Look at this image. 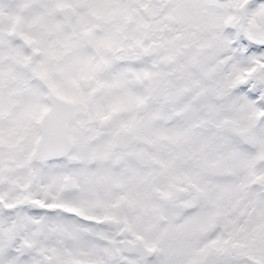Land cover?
<instances>
[{"label":"snow or ice","instance_id":"6c2138e0","mask_svg":"<svg viewBox=\"0 0 264 264\" xmlns=\"http://www.w3.org/2000/svg\"><path fill=\"white\" fill-rule=\"evenodd\" d=\"M0 264H264V0H0Z\"/></svg>","mask_w":264,"mask_h":264}]
</instances>
